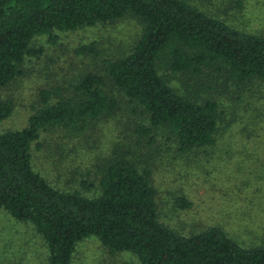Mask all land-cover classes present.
Masks as SVG:
<instances>
[{
  "label": "trees",
  "instance_id": "16d2710c",
  "mask_svg": "<svg viewBox=\"0 0 264 264\" xmlns=\"http://www.w3.org/2000/svg\"><path fill=\"white\" fill-rule=\"evenodd\" d=\"M120 20L135 21L141 34L127 55L103 61L106 79L87 73L72 96L54 103L51 93L41 92L42 106L27 126L0 133V211L42 238L47 264H72L77 245L92 237L110 253L133 255L138 264H264L263 242L244 248L218 227L185 236L163 224L152 165L132 153L118 151L102 165L92 197L55 189L34 171L31 148L40 136L55 130L82 134L115 111L111 91L141 110L147 125L137 127L138 137L151 145L153 130H164L177 155L188 157L215 148L234 121H226L220 100L184 92L167 73L199 77L210 70L234 87L264 83V36L186 0H0V90L24 76L26 60L42 52L39 38L55 43L56 33ZM79 52L98 55L94 44ZM13 107L0 99V121ZM251 126L252 133L258 125ZM80 188L96 186L82 181ZM174 206L185 211L191 204L178 198Z\"/></svg>",
  "mask_w": 264,
  "mask_h": 264
},
{
  "label": "rangeland",
  "instance_id": "374dc122",
  "mask_svg": "<svg viewBox=\"0 0 264 264\" xmlns=\"http://www.w3.org/2000/svg\"><path fill=\"white\" fill-rule=\"evenodd\" d=\"M186 1L239 30L264 36V0ZM140 34L135 21L120 20L56 33L55 43H49L47 37L39 38L42 52L26 60L24 76L0 90V99L14 105L11 116L0 121V133L25 128L28 118L42 106L41 92L51 93L50 102L54 103L72 96L73 87L87 73L105 78L103 61L127 55ZM91 44L97 56L79 52ZM167 74L171 84L186 93L220 100L226 121H234L207 154L178 156L174 138L164 130H153L155 142L147 144L135 133L138 126L147 125L141 110L111 91L115 111L82 134L67 137L55 130L40 136L37 146L31 148L34 171L55 189L77 190L92 197L97 194L102 165L118 151L124 156L132 153L138 161L152 165L159 219L168 228L189 236L218 227L241 247L264 243V83L234 87L223 84L221 77L210 70L199 77ZM252 123L258 126L251 133ZM82 181L94 184L96 189L84 191L80 188ZM178 198L190 202V208L177 211L174 205ZM47 257L40 236L0 211V264H47ZM72 264L138 262L128 253H110L92 237L77 245Z\"/></svg>",
  "mask_w": 264,
  "mask_h": 264
}]
</instances>
